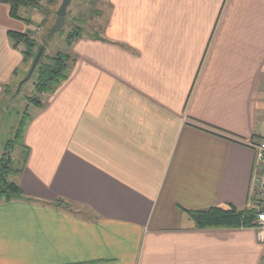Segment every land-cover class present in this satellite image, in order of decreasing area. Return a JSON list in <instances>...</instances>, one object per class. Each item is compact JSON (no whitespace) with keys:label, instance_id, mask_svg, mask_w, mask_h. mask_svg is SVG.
Wrapping results in <instances>:
<instances>
[{"label":"crops","instance_id":"crops-1","mask_svg":"<svg viewBox=\"0 0 264 264\" xmlns=\"http://www.w3.org/2000/svg\"><path fill=\"white\" fill-rule=\"evenodd\" d=\"M108 3L68 78L27 107L0 264L264 263L262 227L197 229L187 212L264 208V0ZM26 28L0 4V103L28 70L7 32Z\"/></svg>","mask_w":264,"mask_h":264},{"label":"trees","instance_id":"trees-1","mask_svg":"<svg viewBox=\"0 0 264 264\" xmlns=\"http://www.w3.org/2000/svg\"><path fill=\"white\" fill-rule=\"evenodd\" d=\"M0 4L8 6V13L12 19L21 20L25 23H30V19L22 17L20 14L22 8H41V0H0ZM7 35L11 41L12 47L21 52L22 61L24 63L30 62L31 64L36 55L37 49L41 45H38V43L29 36V31H8ZM96 35H98V33L95 34V37H97ZM81 37V30L75 28L67 34L66 42L69 46L75 41V39ZM73 64L74 57L70 53L65 54L57 52L52 56H48L44 52L29 78V80H32L35 95L26 97V102L34 107L42 108L44 102L41 97H39L40 94L44 95L52 93L68 78ZM15 73L16 70L13 74L15 75ZM26 75L27 71L20 79L24 78ZM2 92L4 95H9V97L14 95H12L11 85L9 84L3 85ZM27 120L28 114L24 112L14 129V136L6 140L2 147V153L0 154V201L3 202L24 199L16 178L20 175L28 155V148L22 143V134ZM17 146L20 149V158L17 161H14L11 157V153L16 154L15 147ZM11 175H15V178L10 177ZM59 202L60 200L56 201V203ZM187 212L197 229L254 226L258 214H253V211L237 209L232 206H229L227 209L211 207L205 210H189Z\"/></svg>","mask_w":264,"mask_h":264},{"label":"rangeland","instance_id":"rangeland-1","mask_svg":"<svg viewBox=\"0 0 264 264\" xmlns=\"http://www.w3.org/2000/svg\"><path fill=\"white\" fill-rule=\"evenodd\" d=\"M60 3L61 0H41V8H26V10H32L34 12L32 15L34 18L31 15H25L26 18L30 19V23H26L27 28L25 31H29V36L34 39L38 45L44 46V52L48 56H52L57 52L69 54L68 48H70L77 39L68 46L66 36L75 28L81 30L82 36L93 33L99 34L104 28L110 13L108 0H71L66 11L64 26L50 39H46V33L55 21L56 10ZM26 65L28 67L31 66L30 62H26ZM20 78L21 77L15 78L13 83H11V92L12 95L14 94L12 98L8 95L7 99L8 97L11 99L0 103V154L2 153V147L6 140L14 136V129L20 117L24 112H28L27 107H29L30 104L26 102L25 98L35 95L31 79L23 82L19 87V91L16 93L19 85L17 82L23 79ZM39 97L43 100L45 96L40 94ZM15 149L16 154L11 153V157L14 161H17L20 158V149L18 146L15 147ZM10 177L15 178V175H11ZM251 227L255 228L257 225L254 224V226ZM257 231L264 233V229H258Z\"/></svg>","mask_w":264,"mask_h":264},{"label":"built area","instance_id":"built-area-1","mask_svg":"<svg viewBox=\"0 0 264 264\" xmlns=\"http://www.w3.org/2000/svg\"><path fill=\"white\" fill-rule=\"evenodd\" d=\"M250 145L255 151V169L258 173V179L255 181L253 188V196L260 201H264V141L251 142ZM256 218V225H264V208L258 211ZM259 242L264 240V233H260L257 236Z\"/></svg>","mask_w":264,"mask_h":264},{"label":"water","instance_id":"water-1","mask_svg":"<svg viewBox=\"0 0 264 264\" xmlns=\"http://www.w3.org/2000/svg\"><path fill=\"white\" fill-rule=\"evenodd\" d=\"M70 3H71V0H61V3L58 9L56 10L55 21L53 25L49 28L48 32L46 33V36H45L46 39H50L55 33L59 32L61 28L64 26L66 11ZM43 53H44V46H41L39 47L35 57L32 60V63H31V66L29 68L27 75L19 82L16 93L19 91L20 85L31 77V74L34 71V68L37 65Z\"/></svg>","mask_w":264,"mask_h":264},{"label":"bare ground","instance_id":"bare-ground-1","mask_svg":"<svg viewBox=\"0 0 264 264\" xmlns=\"http://www.w3.org/2000/svg\"><path fill=\"white\" fill-rule=\"evenodd\" d=\"M259 213V212H258ZM255 221H256V219H255ZM255 223V225H256V222H254ZM257 226H260V227H262L263 229H264V225H259V224H257ZM262 233V232H261Z\"/></svg>","mask_w":264,"mask_h":264}]
</instances>
